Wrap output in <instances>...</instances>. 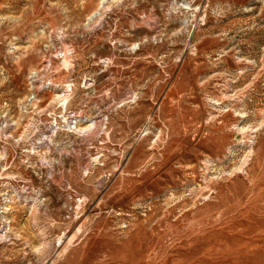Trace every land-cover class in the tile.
<instances>
[{"label": "rangeland", "instance_id": "374dc122", "mask_svg": "<svg viewBox=\"0 0 264 264\" xmlns=\"http://www.w3.org/2000/svg\"><path fill=\"white\" fill-rule=\"evenodd\" d=\"M0 264H264V0H0Z\"/></svg>", "mask_w": 264, "mask_h": 264}, {"label": "bare ground", "instance_id": "6f19581e", "mask_svg": "<svg viewBox=\"0 0 264 264\" xmlns=\"http://www.w3.org/2000/svg\"><path fill=\"white\" fill-rule=\"evenodd\" d=\"M42 100V99H41ZM73 118V117H72ZM93 123V122H92ZM94 125V124H93Z\"/></svg>", "mask_w": 264, "mask_h": 264}]
</instances>
